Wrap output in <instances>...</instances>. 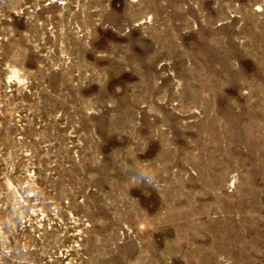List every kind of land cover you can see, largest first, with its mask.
Wrapping results in <instances>:
<instances>
[{
    "label": "rangeland",
    "instance_id": "obj_1",
    "mask_svg": "<svg viewBox=\"0 0 264 264\" xmlns=\"http://www.w3.org/2000/svg\"><path fill=\"white\" fill-rule=\"evenodd\" d=\"M0 264H264V0H0Z\"/></svg>",
    "mask_w": 264,
    "mask_h": 264
},
{
    "label": "clouds",
    "instance_id": "obj_2",
    "mask_svg": "<svg viewBox=\"0 0 264 264\" xmlns=\"http://www.w3.org/2000/svg\"><path fill=\"white\" fill-rule=\"evenodd\" d=\"M9 79L12 81H18L22 85L27 81L23 77L21 69L13 67L10 69ZM130 182L133 187L146 186L147 188H154L158 185L157 175L147 167L127 165ZM17 224H19V217L16 218Z\"/></svg>",
    "mask_w": 264,
    "mask_h": 264
}]
</instances>
